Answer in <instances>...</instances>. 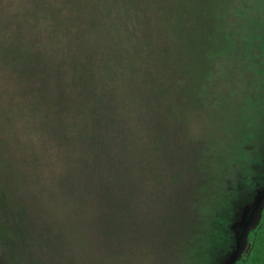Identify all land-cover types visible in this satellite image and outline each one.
I'll list each match as a JSON object with an SVG mask.
<instances>
[{"label":"rangeland","instance_id":"1","mask_svg":"<svg viewBox=\"0 0 264 264\" xmlns=\"http://www.w3.org/2000/svg\"><path fill=\"white\" fill-rule=\"evenodd\" d=\"M0 81V264H264V0H0ZM13 98L71 163V232Z\"/></svg>","mask_w":264,"mask_h":264},{"label":"clouds","instance_id":"2","mask_svg":"<svg viewBox=\"0 0 264 264\" xmlns=\"http://www.w3.org/2000/svg\"><path fill=\"white\" fill-rule=\"evenodd\" d=\"M13 94V86L0 81V95ZM11 112L7 134L12 138L15 150L28 157L30 165V179L24 190L53 222L71 232L77 217L72 200L62 187L71 168L66 152L56 139L47 134L40 118L30 110L17 108L14 98ZM89 219L86 212L80 213L82 226H86Z\"/></svg>","mask_w":264,"mask_h":264},{"label":"flooded vegetation","instance_id":"3","mask_svg":"<svg viewBox=\"0 0 264 264\" xmlns=\"http://www.w3.org/2000/svg\"><path fill=\"white\" fill-rule=\"evenodd\" d=\"M251 249H249V251L245 254V256H243L242 258H244V259H242L241 261H239L238 263H240V262H242L243 260H245L246 258H248L249 257V255H250V253H251ZM237 263V262H236ZM237 263V264H238ZM244 263V262H243Z\"/></svg>","mask_w":264,"mask_h":264},{"label":"water","instance_id":"4","mask_svg":"<svg viewBox=\"0 0 264 264\" xmlns=\"http://www.w3.org/2000/svg\"><path fill=\"white\" fill-rule=\"evenodd\" d=\"M236 262H234L233 264H235Z\"/></svg>","mask_w":264,"mask_h":264},{"label":"bare ground","instance_id":"5","mask_svg":"<svg viewBox=\"0 0 264 264\" xmlns=\"http://www.w3.org/2000/svg\"><path fill=\"white\" fill-rule=\"evenodd\" d=\"M263 211V210H262Z\"/></svg>","mask_w":264,"mask_h":264}]
</instances>
